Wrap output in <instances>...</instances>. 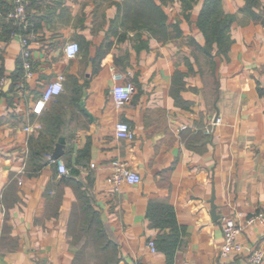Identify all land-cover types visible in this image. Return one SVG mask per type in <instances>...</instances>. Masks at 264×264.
Masks as SVG:
<instances>
[{
    "label": "crops",
    "instance_id": "crops-1",
    "mask_svg": "<svg viewBox=\"0 0 264 264\" xmlns=\"http://www.w3.org/2000/svg\"><path fill=\"white\" fill-rule=\"evenodd\" d=\"M26 2L33 76L25 79L19 67L20 39L0 34V264H86L70 237L76 191L62 180L59 164L76 172L65 177L91 198L118 247V264H168L164 252L149 247L157 235L147 219L151 201L172 205L186 230L174 264H248L250 250L264 248V223L248 227L239 238L244 252L226 260L223 218L211 217L213 198L218 214L241 223L264 211V25L240 12L245 0L222 1L237 17L234 42L227 56L214 49L209 75L190 42L205 44L197 26L201 3L189 20L180 3L166 7L183 36L163 43L143 34L142 47L136 32L120 24L122 0ZM71 42L81 48L74 58L65 54ZM115 72L135 87L121 108L112 97ZM59 75L62 93L36 114L45 86ZM52 117L63 132L56 144L66 139L64 155L30 176V141H38ZM119 121L132 127L133 140L116 137ZM114 160L142 182L115 189L107 182Z\"/></svg>",
    "mask_w": 264,
    "mask_h": 264
},
{
    "label": "trees",
    "instance_id": "trees-1",
    "mask_svg": "<svg viewBox=\"0 0 264 264\" xmlns=\"http://www.w3.org/2000/svg\"><path fill=\"white\" fill-rule=\"evenodd\" d=\"M222 1L125 0L118 5V17L126 33L129 31L136 32L134 34L136 41L144 44V41H140V39L143 34H147L149 38L152 37L166 43L181 38L184 32L180 21L169 23V15L165 8L178 2L181 5L184 18L189 20L192 10L201 3L197 26L204 34L205 44L200 45L193 39H190V42L196 50L195 58L198 61L201 60L199 58H203L205 63L212 69L215 66L214 49L217 48V54L227 56L234 42L231 31L237 17L224 11ZM12 7V2L0 0V13L6 15ZM240 12L264 25L263 0H245V5L240 9ZM17 29L13 22H7L3 19L0 34L5 38H10L12 32ZM142 47H146V45L144 44ZM19 67L22 70L21 60ZM174 80L176 85L174 84L172 87V93L178 95L181 85L177 75ZM61 134L63 132L56 125V118L48 119L38 141L35 144L30 141V154L26 167V172L30 171L28 175L36 176L45 166L57 162L51 159V155ZM69 171L68 174L60 173L64 175L61 176L62 180L72 183L78 199L72 212V222L70 224L72 226L70 227L71 242L78 247V254L80 255L78 259H83V263L86 264H118L119 257L116 243L108 238L100 214L93 207L92 200L88 194L82 191V184L78 181L71 182L65 177L67 175L71 176L74 170ZM147 219L150 228L157 231L154 241L158 250L166 254L168 264H174L177 252L183 248L186 233L185 228L179 225L177 221L174 207L169 203L151 201L147 211ZM73 223L74 226L76 225L75 228H73ZM89 247L92 248V251L86 255Z\"/></svg>",
    "mask_w": 264,
    "mask_h": 264
},
{
    "label": "built area",
    "instance_id": "built-area-1",
    "mask_svg": "<svg viewBox=\"0 0 264 264\" xmlns=\"http://www.w3.org/2000/svg\"><path fill=\"white\" fill-rule=\"evenodd\" d=\"M12 3L13 7L6 15L0 13V27L3 19H5L7 22H13V24L18 28L12 32L11 36L18 37L21 41V55L23 59L22 66L24 70V78L26 79L34 75L29 41L31 23L27 13L26 0H13ZM73 44L77 46L74 53L69 51V46ZM80 49V44L78 42H71L66 45L65 54L69 58H74L80 53ZM113 77L114 80L118 82V84H116V86L112 89V97L116 107L121 108L124 104L128 103L132 99V96L135 92V87L131 81L125 79V76L122 73L115 72ZM64 79V75H59L55 81H52L45 86L42 97L34 108V112L36 114H40L47 103L62 93ZM3 82L4 81L0 80L1 86ZM57 86L58 90H54L57 88ZM218 123L219 120L214 119L212 121V126H216ZM35 128H40V125L37 124L33 127L29 126L26 128V130L31 132ZM115 135L119 139L133 140L134 130L128 123L119 121L115 126ZM111 166L113 168V172L108 178L107 182L113 185L115 189H118L123 183L136 185L142 182V176L139 173L131 170L125 162L121 160H114L112 161ZM92 167H94V165H92ZM59 170L61 173L65 174L70 172L64 164H59ZM259 223H264V211H258L250 214L243 223L238 222L235 218L229 216L223 217V245L221 249L222 259L227 260L232 256L241 255L245 250V246L241 243L239 239L240 236L248 227ZM149 247L152 252L158 251L154 239L150 240ZM247 263L264 264V248L259 247L250 250V253L247 256ZM130 264L137 263L134 261Z\"/></svg>",
    "mask_w": 264,
    "mask_h": 264
},
{
    "label": "water",
    "instance_id": "water-1",
    "mask_svg": "<svg viewBox=\"0 0 264 264\" xmlns=\"http://www.w3.org/2000/svg\"><path fill=\"white\" fill-rule=\"evenodd\" d=\"M219 116V115H218ZM65 143L66 139L64 137H61L56 144V147L51 155V159L53 161H58L61 159V157L64 155L65 152ZM212 203V212H211V217L214 221L220 220L223 218V215L217 213V206L214 203V198L211 201Z\"/></svg>",
    "mask_w": 264,
    "mask_h": 264
},
{
    "label": "rangeland",
    "instance_id": "rangeland-1",
    "mask_svg": "<svg viewBox=\"0 0 264 264\" xmlns=\"http://www.w3.org/2000/svg\"><path fill=\"white\" fill-rule=\"evenodd\" d=\"M125 0H122V2H124ZM199 59H203V58H199ZM205 63V62H204ZM202 65H203V63H202ZM201 70H203V72L206 70V75H209L210 74V67L207 65V64H205L202 68H201ZM1 81H3L2 79H0ZM210 80V81H209ZM209 82L210 83H212V81H213V78L210 76L209 77ZM73 231H74V229H73Z\"/></svg>",
    "mask_w": 264,
    "mask_h": 264
},
{
    "label": "clouds",
    "instance_id": "clouds-1",
    "mask_svg": "<svg viewBox=\"0 0 264 264\" xmlns=\"http://www.w3.org/2000/svg\"><path fill=\"white\" fill-rule=\"evenodd\" d=\"M76 48H77V46L73 44V45L69 46V51H71L72 53H74L76 51ZM54 90H58V86Z\"/></svg>",
    "mask_w": 264,
    "mask_h": 264
}]
</instances>
